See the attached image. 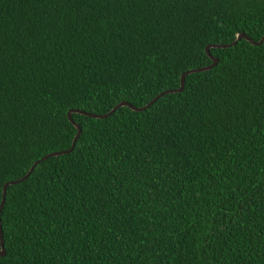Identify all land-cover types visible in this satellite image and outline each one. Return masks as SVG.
<instances>
[{
	"label": "trees",
	"instance_id": "trees-1",
	"mask_svg": "<svg viewBox=\"0 0 264 264\" xmlns=\"http://www.w3.org/2000/svg\"><path fill=\"white\" fill-rule=\"evenodd\" d=\"M264 0H0V264H264ZM71 113L74 124L69 122Z\"/></svg>",
	"mask_w": 264,
	"mask_h": 264
},
{
	"label": "water",
	"instance_id": "water-1",
	"mask_svg": "<svg viewBox=\"0 0 264 264\" xmlns=\"http://www.w3.org/2000/svg\"><path fill=\"white\" fill-rule=\"evenodd\" d=\"M241 40H244L246 41L248 44H250L251 46L253 47H259L261 46L263 43H264V35L263 37L258 41V42H253L252 40H250L245 34H240L236 37V40L229 44V45H215V46H209L206 48V52H207V55L208 57L210 58V60L212 61V64L211 66L209 67H206V68H202V69H198V70H192V71H188V72H185L182 76H181V79H180V87L178 90L176 91H173V92H166V93H163L161 95H159L158 97H156L154 100H152L148 105L142 107V108H134L130 105H128L127 103L123 102V103H120L119 105H117L114 109H112L108 114H105V115H89V114H86V113H82V112H77L78 114H81V115H84V116H88V117H91L93 119H97V120H101V119H106L108 117H110L116 110H118L119 108H122V107H127L129 108L130 110H132L133 112H137V113H140V112H143L145 110H147L153 103H155L159 98L163 97L164 95H167V94H171V93H181L183 91V88H184V82H185V77L188 76V75H192V74H196V73H202V72H206V71H209V70H212L213 68H215L217 66V63H218V60L217 59H214L213 57H211L209 55V48H215V49H228V48H231V47H234L238 42H240ZM71 113L72 112H69L67 114V117L69 119V122L71 124H74L72 119H71ZM75 128L77 129V134L76 136L74 137L73 139V142H72V145L71 147L67 150V151H63V152H57V153H52L44 158H42L40 161H37L33 164V166L31 167V169L27 172V174L17 180V181H14V182H10V183H7L3 186V192H2V200H1V204H0V213L2 211V208L4 206V203H5V196H6V189L7 187L9 186H14V185H17L19 183H22L24 182L29 176L30 174L33 172V170L35 169V167L40 163V162H43L49 158H55V157H59V156H62V155H67L69 153L72 152V150L74 149V146L80 136V133H81V129L79 128V126L77 125H74ZM5 256V251H4V246H3V241H2V227H1V222H0V258L4 257Z\"/></svg>",
	"mask_w": 264,
	"mask_h": 264
}]
</instances>
